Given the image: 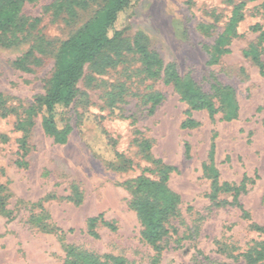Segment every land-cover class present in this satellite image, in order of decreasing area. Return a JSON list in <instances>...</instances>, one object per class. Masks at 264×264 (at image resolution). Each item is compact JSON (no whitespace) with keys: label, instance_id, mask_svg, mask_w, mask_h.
<instances>
[{"label":"rangeland","instance_id":"1","mask_svg":"<svg viewBox=\"0 0 264 264\" xmlns=\"http://www.w3.org/2000/svg\"><path fill=\"white\" fill-rule=\"evenodd\" d=\"M52 1L25 3V16L39 21L0 46V264H64L72 247L123 264H247V252L264 241V0H135L117 23L120 41L83 68L77 95L64 110L72 127L67 142L46 135L38 115L25 133L22 159L17 121L43 92L61 42L102 3L69 16L54 15L47 8ZM242 2L236 35L222 46L229 51L216 58L214 43ZM135 41L159 59L155 77ZM167 66L212 95L218 112L190 110L164 83ZM224 87L237 106L231 119L225 118ZM188 117L198 124L182 127ZM212 142L219 182L246 179L237 197L241 207L228 204L230 192L209 197L202 165L209 163ZM115 153L131 160L130 167L111 166ZM154 160L174 168L167 185L180 197L160 250L141 239L127 184L141 174L157 179ZM99 214L115 229L98 220L92 236L87 219Z\"/></svg>","mask_w":264,"mask_h":264},{"label":"trees","instance_id":"2","mask_svg":"<svg viewBox=\"0 0 264 264\" xmlns=\"http://www.w3.org/2000/svg\"><path fill=\"white\" fill-rule=\"evenodd\" d=\"M36 0H0V46H9L17 41L24 32H28L35 27L39 18H29L22 12L25 3H32ZM96 0H53L47 8H52V13L58 15L65 13L69 16H76L77 9L87 7ZM135 0H102L94 15L87 20L71 36L63 40L57 49L53 68L45 79L44 90L40 94H35L31 103L25 109L23 117L17 121L16 128L21 131L22 136L19 139L18 148L21 151L20 158L27 154L26 131L33 124L34 117L40 116V124L43 132L50 136L55 143L64 144L67 142L72 130L70 123L65 119L64 110L69 107L77 95V83L83 73L86 63L92 62L109 47L116 45L122 38L123 28H118L117 23L120 16L131 8ZM244 2L236 4L231 12V16L226 24L224 31L217 37L213 53L216 58L223 52L229 51L222 48L224 42L236 35V26L242 20V9ZM257 28V27H256ZM135 50L140 54L141 60L145 65L149 76L155 77L158 74L160 61L155 54H149L146 47L134 43ZM119 52L116 51V56ZM216 58L211 57L210 62L214 63ZM19 62V61H17ZM116 59H109L108 65H113ZM153 67H155L153 69ZM164 83L171 84L179 94L180 100L184 101L190 110H206L210 116L218 112L219 107H215L212 95L201 90V88L189 77H181L177 74L174 67L167 66L164 73ZM229 88L222 90V100L227 103L225 114L226 119L236 116V102L229 93ZM230 96V97H229ZM5 100L0 94V109ZM198 123L188 117L182 122V127L192 128ZM185 146L187 153L189 147ZM148 147V145H146ZM214 143L209 149V163H203L202 169L207 178L211 181V192L209 197L215 199L218 192H230L232 199L229 205L241 207L237 197L244 192L246 179L243 178L238 184L228 182H219V174L213 161ZM115 160L111 163L115 169H126L130 167L131 160L122 154L115 153ZM20 160L17 161L20 164ZM156 164L154 169L157 179H150L140 175L133 179L128 187L131 191L129 201L130 208L135 212L139 225L141 227V239L156 250H160L159 243L169 232V220L177 214L180 197L172 191L167 181L170 172L174 169L172 166L162 163L160 160H154ZM151 171L145 168L143 171ZM2 188V184H0ZM226 201H223L225 203ZM4 209V202L0 199V211ZM107 226L111 230L115 226L107 222L102 215H97L87 219L88 233L96 236L93 231L97 221ZM259 228L260 227H256ZM264 259V241L259 247H255L247 252V264H254ZM64 264H123V261L117 257L108 255H96L83 253L70 248L66 253Z\"/></svg>","mask_w":264,"mask_h":264}]
</instances>
